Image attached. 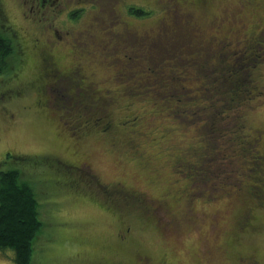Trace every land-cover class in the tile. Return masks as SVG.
I'll return each mask as SVG.
<instances>
[{
    "label": "rangeland",
    "instance_id": "1",
    "mask_svg": "<svg viewBox=\"0 0 264 264\" xmlns=\"http://www.w3.org/2000/svg\"><path fill=\"white\" fill-rule=\"evenodd\" d=\"M16 1L22 3L25 0ZM16 1L2 0V3L9 20L19 24L22 21L19 18L22 10H20V6L15 5ZM260 1L264 6V0ZM251 3V0H210L205 6L194 7L185 3L180 7L184 12L193 13L197 25L199 24L208 34L213 29V21H217L221 16L229 15L237 21L238 27L245 26V31L264 43L262 32L256 37L259 32V28L256 27L259 21V11ZM24 5L28 8L29 3L25 1ZM134 6L137 7L138 4ZM103 12L108 18L111 17L108 6ZM157 16L156 13L152 14V19L136 20L124 15L123 19L132 25L133 31L143 29L154 31L158 20ZM31 18H34V15H31ZM1 23L0 21V26ZM203 39L207 40V37L204 36ZM252 44H254V48L261 51L260 54L257 52L252 54L258 57V60H264V45L260 42ZM103 73L99 71V77L108 74L107 72ZM141 73L147 75L148 72L141 71ZM262 73L264 74V69H262ZM28 76L27 73L21 74V80L26 81ZM192 80L197 81L195 87L198 82L201 84L200 79L193 78ZM261 84L264 85V82ZM258 97L264 99V92ZM120 99L122 102L127 101L124 98ZM173 101L172 98L167 99L169 104ZM263 102L264 100L258 101L257 104L260 105L247 115L246 125L248 128L263 125ZM149 106L150 104L146 106L145 102L143 104L136 103L132 109L133 117L141 116L143 118L142 126L138 129L141 132L137 141L139 147L135 153L129 152L122 144H117L115 148L111 147L109 142L103 140L99 142V146L90 144L83 149V153L92 159L101 185L107 186L116 182L127 183L135 189L140 188L146 191L151 198H158L168 184L172 183L174 186L178 184V179L171 176L170 167L173 161L178 160L183 153L185 159L191 162L182 163L178 172L186 174L195 182L199 180L197 179L199 178L198 173L206 167L201 166L200 155L197 157L190 155L193 149L199 151V147L201 148L196 140L198 127H183L176 122L166 120L164 116V119L160 118L156 112H149L152 109ZM13 112L16 113L14 109ZM122 115H125V112H119V116ZM2 118L0 116V153L9 149L13 154L23 156L21 160L23 162L17 165L23 179L29 181L39 203V220L42 226L34 242L31 264H86L84 262L87 258L98 256L99 264H136L135 257L141 254L148 255L156 264L162 262L165 264H192V258L196 254L199 256L204 254L207 264H226L221 259L222 255H227V252L223 254L227 241L226 233L236 221L235 216L239 211L241 213L243 205L247 204V208L253 206L248 198V193L243 192L242 196L215 195V193L209 192L212 188L211 184H202L201 189L208 190V192L201 193L198 199L202 201L193 202L189 206L192 215H195L194 220L191 222L189 220L181 221L174 227V230L171 229V220L168 214L158 215L150 211L151 218L143 216L138 209L124 210L126 208L120 206L121 213L116 218L113 213L117 208L109 205L104 206L106 189V191L99 192V204L102 207L98 209L91 203L95 199L92 194L84 195V198L79 197L77 191L79 193L81 191L73 190L69 176L64 170L51 166L46 160L33 158V155L36 154L63 156L62 147L53 141L49 134V127L40 118L38 120L35 116L24 115L14 125H5ZM119 139H124L121 133ZM2 161L3 159L0 161V171L12 169L17 166L14 164L18 162L14 157ZM238 161L236 162L238 163ZM255 167L254 157L247 155L241 168L244 176L237 178L252 185V177H248V174L250 176L251 169ZM263 169L260 170V174ZM220 171L224 174L237 175L240 168L237 165V167L234 166V169L228 168V170ZM156 172L160 174V183L149 185V182L157 181L152 179ZM192 173L195 174L191 177ZM215 174L211 178L216 179ZM219 175L222 174L217 172L216 176ZM255 175L259 176L257 173ZM213 183L215 184V182ZM181 184L183 182H179V187ZM82 186L80 184L79 188ZM247 189L245 188L246 191ZM108 209L109 211H107ZM185 210H187V206L184 202L173 204L172 214L182 213ZM257 216H259L258 221L261 223L262 229L256 235L246 236L241 250L249 254L255 253L264 264V211L259 212ZM214 217L216 223H214ZM214 224L216 228H214ZM126 225L131 227L130 236L128 243L120 246L115 240V235ZM13 257L14 253L11 250H0V264H13Z\"/></svg>",
    "mask_w": 264,
    "mask_h": 264
},
{
    "label": "flooded vegetation",
    "instance_id": "2",
    "mask_svg": "<svg viewBox=\"0 0 264 264\" xmlns=\"http://www.w3.org/2000/svg\"><path fill=\"white\" fill-rule=\"evenodd\" d=\"M25 1L29 3L28 8L24 5ZM25 1L15 3L22 10L19 17L22 21L15 24L6 16L2 0H0V21L2 22L0 39L8 47L6 54L0 57V81L7 78L2 80L0 85V116L3 117L1 119L3 123L14 125L24 115L35 116L38 120L40 118L49 127V134L53 141L62 147L63 156L36 154L33 158L46 160L51 166L64 170L69 176L73 190L81 191V193L77 191L79 197L84 198V195L92 194L95 198L94 203L89 199L86 200L90 201L94 207L99 209V192L106 189L104 197L109 199L107 204L110 207L118 206L113 213L116 218L121 213V206L126 208L124 210L138 209L143 216V212L147 210H152L158 215L168 214L173 230L181 221H193L195 215H192L189 206L201 196L202 189L197 181L190 185L192 179L178 172L179 160L175 159L170 167L171 176L178 179V184L175 186L172 183L168 184L158 198H151L146 191L140 188L135 189L127 183L101 185L92 159L83 153V149L90 144L99 146L102 140L109 142L114 148L117 144H122L132 153H135L139 147L137 141L141 134L137 130L142 126V120L125 116L126 119L120 121L122 116H119V112L123 113V106L125 109L132 106L133 109L136 103L133 96L129 97L128 94L127 98L125 97L126 102L120 99L116 85L120 76L126 77L124 75L126 71L118 58L120 47L112 38L125 34L131 24L123 21V14L111 8V0H103V4L102 0ZM125 1L118 0V3L125 4ZM144 1L154 2L155 5L164 8L170 5L177 12L185 3L188 6L199 7L210 2V0ZM251 1V4H254L259 11V21L256 25L259 28L256 34L258 37L260 32L264 35V16H262L264 6L259 0ZM107 6L110 9V18L103 12ZM31 15H34V18H31ZM222 17L221 27L222 24L229 26L231 39L240 30L244 31L245 26L238 27L237 21L232 16L224 15L220 18ZM107 28L112 29L105 34L107 40L99 39V33ZM169 28L168 23L160 22L157 31L162 34ZM147 31L152 33V29ZM235 39L238 38L235 37ZM99 71L108 74L99 77ZM23 73L29 75L24 82L21 80ZM127 120L133 123L128 131H124V139L120 140L121 126L128 122ZM262 129L264 130V128L254 130V135L259 137V147L264 143L261 142L264 138ZM0 156L3 161L14 157L18 161L14 165L23 162H21L22 155L13 154L9 149L1 151ZM193 174L195 173H192L191 177ZM159 177L160 174L156 172L152 179L157 181L149 182V185L160 183ZM179 182H183L180 187ZM80 184L83 185L82 188H79ZM194 188L195 191H192ZM218 188L220 189H214L211 193L242 196L245 192L253 203V206L249 208L247 204L243 205L241 213L239 211L235 216L236 221L226 233L227 241L223 254L227 252V255L223 256L222 260L226 264H262L255 253H245L241 248L246 236L256 235L262 229L257 215L264 211V196L262 200L257 201L255 196L250 195L248 189L244 191L238 188L231 191ZM262 189L264 190V184ZM179 202H184L187 210L172 214V205ZM214 223H216L215 217ZM130 228L126 225L119 233H116L115 240L118 245L124 246L128 243ZM214 228H216L215 224ZM205 259L203 254L201 256L196 254L192 258V264H205ZM135 261L136 264H156L145 254L137 255ZM84 263L99 264V256L87 258Z\"/></svg>",
    "mask_w": 264,
    "mask_h": 264
},
{
    "label": "trees",
    "instance_id": "3",
    "mask_svg": "<svg viewBox=\"0 0 264 264\" xmlns=\"http://www.w3.org/2000/svg\"><path fill=\"white\" fill-rule=\"evenodd\" d=\"M125 2L121 4L118 0H111V8L136 20L152 19V14L157 13L158 20L152 33L144 29L133 31L130 25L125 34L112 37L120 47L118 58L126 71V77L120 76L116 85L120 98H127L128 94L129 97L133 96L137 104H150L152 109L149 112H156L160 118L165 117L183 127H198L196 140L201 148L199 151L193 149L190 155H200V164L206 167L198 173L199 187L211 184L210 193L220 189L218 187L231 191L248 188L250 195L255 196L257 201L262 200L264 138L261 141L263 146L259 147V137L254 135V130L264 128V123L248 128L246 120L247 115L260 105L257 102L264 100L258 97L264 92V85L261 84L264 82V60L260 61L252 54L261 53L253 47V42L264 43L245 30H240L235 36L238 39H231L229 26L222 24L221 27L223 17L211 21L213 29L208 34L197 25L193 13L182 11V7L177 12L170 5L164 8L144 0ZM135 4L138 6L135 7ZM160 22L168 23L170 27L162 34L157 31ZM110 30L107 28L99 33V39L107 40L105 34ZM204 36L207 40L203 39ZM7 48V44L0 39V57L6 54ZM141 71L148 73L145 75ZM193 78L200 79L201 84L198 82L195 87L197 81ZM168 98L174 101L169 104ZM124 107L125 115H122L120 121L126 119L125 116L133 117L132 106L128 109ZM137 118L143 119L141 116ZM127 121L121 126V136L133 123ZM247 155L253 156L256 161V167L251 169L250 176L248 174V177H252V185L237 178L244 176L241 168ZM185 158V154H182L178 159L179 168L182 163L191 162ZM237 165L240 168L237 175L220 171L234 169ZM215 171L222 175L216 176ZM214 174L216 179L211 178ZM194 182L192 180L190 185ZM207 192L202 189V193ZM104 200V206L108 205V197ZM197 201L202 200L194 202ZM99 207L102 206L99 204ZM150 211L153 212L144 211V216L151 217ZM41 226L38 199L29 181L23 179L20 168L16 166L0 171V250H11L14 253L13 264H31L34 242Z\"/></svg>",
    "mask_w": 264,
    "mask_h": 264
}]
</instances>
